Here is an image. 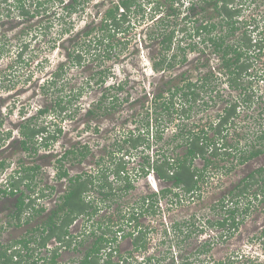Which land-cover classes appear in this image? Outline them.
<instances>
[{
    "label": "rangeland",
    "instance_id": "1",
    "mask_svg": "<svg viewBox=\"0 0 264 264\" xmlns=\"http://www.w3.org/2000/svg\"><path fill=\"white\" fill-rule=\"evenodd\" d=\"M47 1L41 0L42 3ZM65 1L68 0H64V3H66ZM245 2V17L243 16L242 20L249 21L254 15L260 22V28L264 29V0H245ZM96 3L102 2L101 0L91 2L86 6L85 12H79L72 18L65 16L63 11L65 4H60L58 0H52V2L45 5L49 10L47 15L41 14L34 19L18 17L15 7H12L13 12L9 16L6 5L1 7L0 164L5 162L6 167L0 170V187H4L7 178L14 171H20L25 166L38 165L40 169L33 181L24 183L21 185V189L27 194H32L33 197L37 196L36 198H39V196L35 193H38L41 198L42 191L45 195L50 191V196H44V199L36 200V204L41 208L44 207L46 211L40 215H35L31 218L29 225L20 228L13 224L12 226L9 225V223L15 222L11 216L15 211L16 197L0 196V242L5 245L23 238L28 229L40 225L49 217L51 211L60 204V197L64 194L67 185L64 182L65 180L58 179L60 166L58 161L68 150H84L86 147L91 150V154L81 165H74L75 163H72L71 160L63 162L64 169L68 170L72 176L83 172L94 175L96 173L94 172L95 164L101 159H103L101 161L104 167L112 166V158L118 157L116 152L119 147L118 143L123 142L127 132H137V129L147 121H150V123L151 121L152 123L155 122V115L148 116L147 112L144 111V105L145 107L148 106L156 93L167 89L169 86L168 81H171L170 83L174 87L180 82L181 77H190L192 81H197L203 73L218 71V60L212 53L210 55L203 54L201 52L203 46H198L195 51L187 50L188 60L186 63H178L172 70L156 72L153 69V58L159 55L161 48L160 43L154 38L163 31L158 25V21L162 15L166 14V9L163 6L160 8L161 11L151 10L154 4H145L143 12L132 15L131 27L127 32H123L116 37L119 45L109 58L103 57V52H98L99 49L92 46L91 54L93 55L96 52L98 58L92 60V56L89 55L81 66H74L68 58V54L73 47L76 48L79 45L83 46L84 43H88V39L83 37V33L79 38L74 37L78 32L84 31L86 25L94 26L98 24L102 13L109 8L108 1L104 5H96ZM182 4L184 5L182 6ZM191 4L190 0H180L174 7L182 13L180 17L182 23H179L180 28L188 27L189 32H194V27L201 23L199 19L205 13L202 14L201 12L203 3H200V0H194L192 16L197 19L198 23L191 21L186 23L182 17L189 14L188 8ZM209 13L211 12H206L207 15ZM96 15L98 18H95ZM67 21L70 23H67ZM66 28L71 29V32H66ZM169 31L167 30L166 33ZM184 34H179L177 38L180 40L181 37H184ZM195 41L200 43L199 39ZM190 42L189 40L180 42L181 47H186ZM78 43L79 45H77ZM24 44L29 45L26 51L23 50ZM54 45L56 46L52 48ZM23 51L22 60L19 61V53H23ZM177 52V49H175L174 54ZM181 52L183 53V51ZM170 56L172 55L170 54ZM252 61H254L252 71L256 77L253 78L255 85L259 93L264 94V80H262L264 78V51L259 59L255 58ZM60 65H63V76L58 81L57 88H60L59 92L55 93L54 86V88H51L53 92L45 94L43 87L49 88L48 85L51 84L53 75L59 70ZM97 71L105 72L103 75L106 81L105 84H96L99 76L93 78ZM120 84L124 85L123 90L117 89ZM215 85H217V91L223 96L222 100L217 99L216 102L207 107L197 104V107L190 113L191 118L189 120H185L183 115L176 113L174 115L175 121H165L164 125L167 127L165 140L159 144L151 140L150 142L153 145L151 149L144 151L142 154L138 151L133 157H130L129 167L132 171H136L137 167L134 165L141 163L143 156H150L151 162L160 157V155L157 157L158 148H162L163 144L170 139V136L179 130V127L176 128L175 123L183 120L188 122L190 127L197 125L201 129L202 127L208 128L211 122L217 120L218 113L223 112V109L229 105V102L226 103L224 100H232L233 97H236L238 91L228 89L229 85L222 79L219 83L216 81L213 86ZM114 86L115 89L109 90ZM79 92H82V95L73 99L74 95H78ZM113 93H117L123 101L128 99L120 107L109 108L108 105L112 99L104 98L103 95H112ZM57 94L64 98L63 103L68 107L61 116L54 112L56 110L54 102L58 96ZM259 96H256V99ZM100 101H103L105 107H102L101 110L97 107ZM177 107V109H181L179 106ZM45 108L49 109L47 114H38L40 110ZM91 111H94L95 114L91 115ZM238 111L239 116L236 118L235 127L229 130L227 137L228 143L232 144V147L238 145L240 151L243 149V152L246 149L251 150L250 144L254 140L256 141L255 137L260 135V132L264 129V97L261 103L251 105L250 108L249 106L240 107ZM251 115L253 118L250 117ZM257 117H260L261 122L256 120ZM29 119H33L32 124L38 125V127L47 126L48 132L52 134H56L58 130L62 131L55 142H51L47 148L40 147L37 154H31V152H26L21 148L23 139L21 128ZM258 123H262L259 128L256 126ZM198 128L195 129L199 130ZM42 138L40 136L38 139L37 146H40ZM176 146L177 144H174L167 154L170 157L174 156L175 159L182 157L185 153L184 147L178 148ZM254 147H259L258 142ZM234 149L235 147H233V151H235ZM142 150L144 148H140V151ZM240 151L238 156L242 153ZM213 161L214 165L208 166L205 180L200 183V198L195 196L194 199H191L189 196L180 194L183 201L179 200L181 203H176L177 198L170 195L167 199L162 200V206H159V208L156 206L157 203L152 208H149L147 203H139L140 197L151 193V187L145 180L146 178L136 176V172L131 175L135 180L133 188L126 195L115 196L119 199L117 204L120 205L121 210L126 209V207H128V210L122 213L120 210H116L118 207L114 205L111 211L116 210L115 217L112 212L109 213V216L117 220L119 217L127 216L130 212L133 217L135 216V219L138 218V223L148 234L146 238L147 245L141 251L135 249L131 239L123 235L127 231L124 230L120 234L121 236H118L119 239L116 240L117 243L115 242L114 246L118 249L120 256H132L135 262L132 259L130 261L133 264H139L140 261L148 258H151V260L146 261V264H175L174 260L176 262L177 257L181 254L184 256L196 254L201 249L198 247L200 243L211 240L210 253L199 255L198 260L192 258L196 264H213V261L228 260L229 256L235 257V264H264V199L262 197H259L254 203L252 202L245 214L238 215V219L243 220V222L240 224L239 230L234 232V235L219 240L221 236L218 233L219 230L216 232L217 230L214 229L211 232L206 227L207 230L204 236L193 235L188 243L177 244L178 240L184 236L180 230H177L181 223L184 224L183 221L188 222L193 217L198 226L205 227V222L208 220L222 219L220 217L222 213L219 201L230 196L231 192L237 193L238 187L243 185L249 173L258 167L264 168V155L238 166L235 165V162H233L234 165L230 163L232 159L222 161L213 158ZM218 164L219 167H217ZM232 165L233 168L231 169ZM195 167L203 169L204 162L197 158ZM229 168L230 171H228ZM110 179L112 180L113 177L110 176ZM28 183L33 190L27 188ZM155 184L157 185V181ZM164 186L170 187V185L161 183L159 190L160 187L163 188ZM48 187H53L54 190H48ZM255 189L256 187L253 186L250 193H247L249 201L253 200L251 197ZM32 191H35V193H32ZM98 196L95 193L93 198V204L100 207L98 215L95 214V217L90 220L85 216L77 218L76 222L70 227V232L76 240L70 249L61 248L59 250L57 264H80L87 249L93 244V237L90 233L97 229V223H101L103 227H106V223L109 225L110 240L115 236L113 228L115 229L117 225L115 226L116 223L111 225L110 221H103L108 218V215L106 208H104L105 204L97 201ZM98 198L100 199L101 196ZM245 198L242 196L239 198L241 205H238V209L241 206L245 207L244 203H248ZM230 199L228 197L224 202L227 203L226 201ZM97 202L100 203V206ZM141 205H145V207ZM133 207L138 209L133 211ZM230 207L232 208L229 204L226 209ZM36 208L38 209L37 206ZM101 231L103 230H100L99 234L96 235H100ZM84 239V244L80 246L79 243ZM48 245L51 248L57 246L54 241H50ZM32 247L35 246L32 245ZM33 253L34 258H44L51 255L45 249L36 250ZM23 254L25 255L26 251ZM30 261L32 262V259ZM114 262L124 264L117 258L114 259ZM180 263L181 259L178 260V264Z\"/></svg>",
    "mask_w": 264,
    "mask_h": 264
},
{
    "label": "trees",
    "instance_id": "2",
    "mask_svg": "<svg viewBox=\"0 0 264 264\" xmlns=\"http://www.w3.org/2000/svg\"><path fill=\"white\" fill-rule=\"evenodd\" d=\"M10 1H12V3L9 4ZM58 1L60 4H65L63 6L65 16L72 18V16L79 12H85L88 4L99 0H68L67 2L65 1L66 3H64V0ZM106 1L109 2V8L102 13L100 22L94 26L86 25L84 31L78 32L74 37L79 38L83 33V37L88 39V43H84L83 46H80L78 43L77 45L79 46L76 48L73 47L68 54V58L74 66H81L89 55L92 56V60L98 58L96 52L93 53V55L91 54L92 46L99 49L98 52H103V57L109 58L119 45V41L116 40V37L129 30L131 27L132 15L143 12L146 6L145 4H154L151 10L156 12L161 11L160 8H162V6L166 9V14L162 15L160 20L158 19V25L163 31L154 38L161 45L159 55L153 58V69L156 72L172 70L176 64L186 63L188 60L186 51H195L198 49V46H203L201 50L203 54L207 53L210 55L212 53L219 63L218 71L203 73L198 77L197 81H192L188 77H181L180 82L174 87L171 85V81H168V88L156 93L148 106L145 107L144 105V111L147 112L148 116L152 114L155 115V122L152 123L151 121L150 123V121H147L137 129V132H127L123 142L118 143L119 147L116 151L117 154L124 153L132 157L138 151L140 154L144 153V151L152 148L153 145L152 142H150L151 140H154L157 144L165 140L164 136L167 130L166 125H164L165 121H175L174 115L176 113H180L184 116L185 120H189V118H191L190 113L197 107V104L207 107L211 106V103L216 102L217 99L222 100L223 96L217 91V85L213 86L216 81L219 83L221 79L229 85L228 89L230 88L233 91H238V94L236 97H233L232 100H224L226 103L229 102V105L223 109V112L218 113L217 120L209 124V129L206 127L199 129L197 125H192V127H190L188 122L183 120L175 123L176 128L179 127L178 132L173 133L170 139L163 144L162 148H158L157 152L159 153H157V157L160 155L159 158L151 162L150 156H143V164L145 165L142 164L141 171L144 172L146 170L145 172L147 173L154 171L155 175H157L163 183L170 185V188L162 190L161 196L163 198L170 195H172L173 198L175 196L177 198L175 202L181 203L180 201H183V199L180 198V194L189 196L191 199L194 198V196L201 197V194L197 195L201 188L200 183L205 180L208 166L214 165L213 158L222 161L232 159L230 163L234 165L233 162H235L236 165V163L243 164L256 156L264 154V129L260 132V135L255 137L256 141L254 140L255 142L253 141V143L250 144L251 150L246 149L243 152V149L240 151L238 145L233 146L235 147V151H233L232 144L228 143L227 137L229 130L235 127L236 118L239 116V108L246 106L250 108L251 105L261 103L264 97V94H260L257 90L253 79L256 77L252 71L254 66V61L252 60L255 58L259 59L264 51V29L260 28V22H258L254 15L249 21L246 19L242 20V17H245V0H200V3H203L201 12L205 14L199 19L201 23L197 27H194V32H189L188 27L180 28L181 25L179 23H182L180 19L182 13L174 7L180 0H101L102 3H96V5H104ZM190 1L192 4L191 6L189 5L188 8L189 14L182 18H184L183 20L186 23H189V21L198 23L197 19H194V16H192V12L194 11V0ZM50 2H52V0H48L46 3H42L41 0H0V13L2 5H6L9 16H11L13 12L12 7H15L18 12V17L23 19H34L41 14H48L49 10L45 5ZM183 5L184 4H182V6ZM208 11L211 13L207 15L206 12ZM97 15L95 18H98ZM67 23L70 22L67 21ZM167 30L170 31L166 33ZM65 31L71 32V29L66 28ZM179 34H184V37H181L180 40L177 38ZM197 39L200 40V43L197 41L194 42V40ZM185 40L191 42L187 44L186 47H181L180 42H184ZM55 46L56 45L52 48ZM28 47L29 45L24 44L23 50L26 51ZM175 49H177L178 52L174 54ZM24 51L23 53H19V61L22 60ZM181 51H183V53ZM170 54L172 56H170ZM62 71L63 65H60L59 70L53 75L51 84L48 85L49 88L43 87L45 94L53 92L51 88H54V86V89H56L54 90L55 93L59 92L60 88L58 89L57 86L59 79L63 76ZM104 74L105 72L101 71L95 73L93 79H95V76H99V80L96 81L97 85L105 84ZM262 80H264V78ZM112 89H115V86L109 88V90ZM117 89L123 90L124 85H118ZM81 95L82 92H79L78 95H74L73 99ZM256 96H259L258 99H256ZM103 97L112 99L108 105V107L112 109L120 107L122 103H124V101L126 102L128 99H124V101L123 99L121 100L117 93H113L112 95L104 94ZM63 102L64 98H62L61 95H58L54 102L56 106L54 112L60 116L68 108ZM98 104L97 107L101 110L102 107H104L103 101H100ZM177 106L181 109H177ZM48 112L49 109L45 108L40 110L38 114L44 115ZM90 114L94 115L95 113L91 111ZM250 117L253 118L252 115ZM256 120L261 122L260 117H257ZM32 122L33 119H29L22 125L21 134L23 139L21 141V148L26 152H31V154H37L40 147L47 148L51 142H55L62 131L58 130L56 134H52L48 132L47 126L38 127V125H33ZM261 125L262 123H258L256 126L259 128ZM40 136L43 138L40 141V146H37ZM257 142L259 147L255 148L254 146H256ZM174 144H177L176 147L178 148H185L184 155L177 159H175L174 156L170 157L167 155ZM140 148H144V150L140 151ZM239 151L242 152L240 156H238ZM89 154H91V150L86 147L84 150H68L62 158L59 159L58 179H68V188L64 195L60 197V204L51 211L49 217L40 225L28 229L27 234L23 238L14 240L8 245L0 242V264H57L59 247L53 250L49 257L44 258H34L33 252L45 248L53 239H56L58 243H61L62 246L67 249L73 246L76 239L71 234L70 227L75 222V219L80 216L91 219L98 212V207L94 206L93 202L86 201V194L98 190L101 195H104L105 200L108 201L112 200L113 189L120 191L126 190L127 192L129 189L133 188L132 183L129 181L127 164L122 161L123 157L119 158V156L115 159L112 158V166H103L99 174H86V176L83 177L76 175L70 177L69 171L64 169L63 162L71 160L72 163L76 164L85 159ZM197 158L204 162L203 169L195 167ZM101 160H99L98 163L102 165ZM219 166L218 164L217 167ZM5 167V162H2L0 164V170L5 169ZM39 169L40 167L38 165L25 166L20 171L16 172V176L10 178V182L12 186H14V189H17L16 192H18L19 196L16 209L11 216L15 222L9 223L10 226H12V224L18 228L24 225L27 226L30 224L31 218L46 211L44 207H39L37 209L36 198H34L32 194H27L21 189V185L33 181ZM228 171H230V168ZM112 173L116 176V179L120 180L119 186L114 187V184L109 180V176ZM96 180H101V183L97 182L98 184H95ZM30 186L31 185L28 183L27 188L32 189ZM253 186L256 187V190L251 197L253 200L249 201L250 199L247 198V193H250ZM14 189L11 190V196L17 195ZM48 190L53 191L54 188L51 187L49 189L48 187ZM237 191V193L231 192L230 196L219 201L221 210L226 212L220 215L222 219L207 221L211 227L225 230V232L221 233L219 240L234 235V232L239 229L240 224L243 222V220L238 219V215L245 214L252 205V202L254 203V201H257L259 197L264 199V169L258 170L256 173L254 172L248 176L244 180L243 185L238 187ZM33 192L35 193V191H32V193ZM4 193H6V191ZM49 193H46V195L50 196ZM41 196H45L43 191L41 192ZM241 196L246 197L245 199L248 203H244L245 207L241 206L240 209H238V205H241V200H239ZM228 197L231 199L225 203L224 201ZM150 198H152V196H148V199ZM235 199L237 200L234 201ZM155 203H157L156 206L159 207L160 202L158 197L150 199L147 204L149 208H152ZM229 204L232 208L226 209V206H229ZM138 220L139 219L136 218V225L133 232L125 233V236L130 237L135 249L141 251L146 248V238L148 234L138 223ZM186 223L193 227L196 225L192 221H186ZM100 225V228L103 227L101 223ZM182 227V223L179 225V229L175 227L184 235L182 239L178 240V245L187 243L193 234L191 227L188 228L184 226L183 230ZM180 236L182 237V235ZM92 237H95V240H93V244L87 249L80 264H115L111 260L115 254L119 256L120 262L124 264H133L130 259L134 261V258L132 256H120L118 249L114 248L109 253L106 252L110 248L109 246H114L113 240L105 237L103 232H101L100 235H96L93 231ZM210 241L211 240L200 246L201 249L199 248L198 255V252H196V254L179 258L181 259L180 264H196L192 258L198 260L199 255L205 254L209 249L205 251L204 248H211ZM84 242L85 239L80 242L79 245H83ZM32 245L35 247H32ZM24 251H26L25 255L23 254ZM103 251L107 254L105 258L100 256ZM30 259H32V262ZM102 259H104V263H102ZM179 259H177L176 262L174 260V263L178 264ZM150 260L151 258L147 260L144 259L140 261L139 264H146V261ZM213 264H235V257L229 256L228 260L217 261Z\"/></svg>",
    "mask_w": 264,
    "mask_h": 264
},
{
    "label": "flooded vegetation",
    "instance_id": "3",
    "mask_svg": "<svg viewBox=\"0 0 264 264\" xmlns=\"http://www.w3.org/2000/svg\"><path fill=\"white\" fill-rule=\"evenodd\" d=\"M190 78V77H189ZM262 155H264V154H262ZM262 155H259V156H256V157H254L253 159H256V158H259L260 156H262ZM118 156H119V158H122L123 157V162L124 163H126L127 164V170H128V176H129V181L132 183V185H133V183H134V179L132 178V174L134 175V172H136L135 174H136V176L137 175H139V176H141V177H143L146 181H147V183H149V185H150V189H151V193H147V194H145V195H143L142 197H140V199H139V203L141 204V203H144V204H146V202L148 203V201H150V199H154V198H156V197H158V200H160V203H159V206H162V200H164V199H167L168 197H166V198H163L162 196H161V192H162V190H164V189H166V188H170V187H163V188H161L160 187V190H159V186H161V183L163 184V185H166L165 183H163L158 177H157V175H155V173L153 172V173H147V172H142L141 171V167H142V164L144 163V160L142 159V162L141 163H138V165H134V166H136L137 167V169H136V171H132L131 169H130V167H129V162H131V158L129 157V155H127V154H118ZM88 157V156H87ZM86 157V158H87ZM133 157V156H132ZM85 158V159H86ZM85 159H83L81 162H79V163H76L75 165H81L83 162H84V160ZM253 159H251V160H253ZM251 160H249V161H251ZM143 165H145V164H143ZM238 165H241V164H237L236 163V166H238ZM104 165H101V164H99L98 163V161L96 162V164H95V171L94 172H96L95 173V175L96 174H99L100 173V170L102 169V167H103ZM261 169H264V168H262V167H258V168H256L254 171H252L251 173H249L246 177H248V176H250L251 174H253L254 172L256 173L258 170H261ZM3 170V169H2ZM18 170H16V171H14L11 175H9V177L7 178V180H6V183H5V185H4V187H0V196L1 195H4L5 197L7 196V197H16V203H17V199H18V192H16L17 191V189H14V186H12V184H11V182H10V178L11 177H13V176H16L17 174H16V172H17ZM70 174V173H69ZM86 174H88V173H78V174H76V175H79V176H86ZM92 174V173H91ZM91 174H88V175H91ZM76 175H73V176H76ZM2 176V175H1ZM72 175H70V177H71ZM110 176L111 177H113V179L111 180L110 179ZM109 176V180L114 184V187H116V186H119L120 185V180H118V179H115V175L112 173L111 175ZM62 180H65L64 182L66 183V190H67V188H68V179H66V178H63ZM116 180V181H115ZM98 181H100V180H96L95 181V184H98L97 182ZM115 181V182H114ZM157 181V185H158V187H157V185L155 184V182ZM99 183H101V181L99 182ZM51 187H49V189H50ZM14 189V191L16 192V194L17 195H15V196H11L10 194H11V190H13ZM132 189V188H131ZM66 190H65V192H66ZM155 192H154V191ZM256 190V189H255ZM6 191V193H4ZM128 191H130V189L128 190ZM128 191L126 192V190H122V191H120V190H117V189H113L112 190V200H108V201H106L105 200V197H104V195H101L99 192H98V190H96V191H91V192H88L87 194V197H86V201H91V202H93V198H94V196H95V193L97 194V196L99 195V196H101V200L97 197L96 199H97V201H101L103 204H105V207L104 208H106V213H107V215H108V218H106L105 220H103V221H110L111 222V225H114L115 223V226L117 225V227H115V229L111 226V228H113V230H114V232H115V236L114 237H112L111 239L113 240V246H115V242H116V240L118 241V239H119V237L118 236H121L120 234L124 231V230H127L125 233H127V232H133V229L135 228V216L133 217L132 216V214L129 212V214L127 215V216H125V217H119V219H117V220H114V219H112V217H110L109 216V213L110 212H112L113 213V216H114V213H115V211L116 210H120V212H126V210H128V207H126V209H124V210H121V207H120V205H118L117 203H118V198L117 197H115V196H119V197H121V196H123V195H126L127 193H128ZM64 192V193H65ZM93 192H95V193H93ZM105 192H109V191H105ZM49 193V192H48ZM91 193V194H90ZM174 193V192H173ZM50 194V193H49ZM123 194V195H122ZM199 194H201L200 193V191L198 192V194L197 195H199ZM36 195H38L39 196V198H36L37 196H34V198H36V200H40V199H44V197H41L40 198V195L38 194V193H36ZM64 195V194H63ZM62 195V196H63ZM45 196H47V195H45ZM148 196H152V198H150V199H148ZM48 197V196H47ZM89 198V199H88ZM194 198H195V196H194ZM194 198H192V199H194ZM147 199V200H146ZM97 204L100 206V203H98L97 202ZM37 205V204H36ZM94 205V204H93ZM114 205H117V207H118V209H116V210H114V211H111V209L114 207ZM95 206V205H94ZM141 206H144L145 207V205H141ZM37 207L39 208L40 206L39 205H37ZM98 207V206H97ZM159 208V207H158ZM15 209H16V204H15ZM138 208H136V207H133V211L134 210H137ZM98 212L96 213V216L98 215V213H99V211H100V207H98V210H97ZM130 211V210H129ZM220 211H221V213H223V212H225L224 210H221V208H220ZM223 211V212H222ZM220 213V214H221ZM226 213V212H225ZM9 216H11V215H9ZM81 217V216H80ZM95 217V216H94ZM115 217V216H114ZM79 218V217H78ZM134 218V219H133ZM116 219V218H115ZM76 220H77V218L75 219V222H76ZM90 220V219H89ZM241 220V219H240ZM118 221H120V223H118ZM189 221L191 222H194L196 225H195V227H193V226H189L190 224H187L186 223V221H183L185 224H183V226H185V227H188V228H190L191 227V229L193 230V234H192V236L193 235H199L200 237L201 236H204L205 235V232H206V230L207 229H209V230H211V232H213V230L215 229V230H217L216 232H218V230H219V234H221V233H223V232H225V230L224 229H222V228H213V227H211L210 226V224H209V222H205V227H201V226H198V224H197V222L195 221V219L193 218V217H191L190 219H189ZM209 221V220H208ZM214 221V220H213ZM125 223H127V224H125ZM73 225V224H72ZM100 223H97V229L96 230H93L96 234H99V231L100 230H103V231H101V232H103L104 234H105V237H107V238H109V233H111V231H109V225H107V223H106V227H101L100 228ZM206 227H207V229H206ZM131 228H132V230H131ZM131 230V231H130ZM239 230V229H238ZM238 230H236V231H238ZM93 231L90 233V235L93 233ZM106 231V232H105ZM125 233L123 234L124 236H125ZM126 237V236H125ZM199 237V238H200ZM208 237H210L209 235H208ZM121 238V237H120ZM130 238V237H129ZM226 238V237H225ZM110 239V238H109ZM131 239V238H130ZM93 240H95V237H93ZM190 240H191V238H190ZM189 240V241H190ZM52 241H54V242H56V247L54 248H51V247H48V246H50V245H48L47 244V246L45 247V248H42L43 250L45 249V250H47L50 254H52V251L53 250H55L56 248H58L59 247V250L61 249V248H65L64 246H62V244L61 243H58V241L56 240V239H53V240H51V242ZM207 242V240H205V241H203L202 243H200V245H198V247H200L201 245H203V244H205ZM117 243V242H116ZM188 243V242H187ZM110 248L106 251L107 253H109L112 249H117L116 247H111V246H109ZM211 247V246H210ZM199 249V248H198ZM205 249V251L207 250V249H209V250H207L206 251V253L205 254H208V253H210V251H211V249L209 248V247H207V248H204ZM38 250H41V249H38ZM204 254V255H205ZM105 255H107V254H105V251H103L101 254H100V256H102V258H105ZM188 255H193V254H187L186 256H188ZM181 257H184V255H180L179 257H177V259H179V258H181ZM115 258H117V259H119V256L118 255H116L115 254V256H113L112 258H111V260H112V262L113 263H115L114 262V259ZM119 262V261H118ZM216 261H213V263H215ZM102 263H104V259H102ZM123 263V262H122ZM116 264V263H115Z\"/></svg>",
    "mask_w": 264,
    "mask_h": 264
},
{
    "label": "clouds",
    "instance_id": "4",
    "mask_svg": "<svg viewBox=\"0 0 264 264\" xmlns=\"http://www.w3.org/2000/svg\"><path fill=\"white\" fill-rule=\"evenodd\" d=\"M154 171L150 172V173H153ZM160 201V200H159Z\"/></svg>",
    "mask_w": 264,
    "mask_h": 264
}]
</instances>
